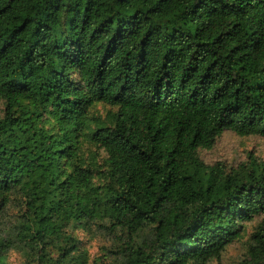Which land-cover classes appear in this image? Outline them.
I'll list each match as a JSON object with an SVG mask.
<instances>
[{
	"label": "trees",
	"instance_id": "1",
	"mask_svg": "<svg viewBox=\"0 0 264 264\" xmlns=\"http://www.w3.org/2000/svg\"><path fill=\"white\" fill-rule=\"evenodd\" d=\"M1 105L0 216L18 201L26 264H87L95 225L127 233L119 264H208L257 215L242 264H264V162L199 153L264 137V0H0Z\"/></svg>",
	"mask_w": 264,
	"mask_h": 264
},
{
	"label": "rangeland",
	"instance_id": "2",
	"mask_svg": "<svg viewBox=\"0 0 264 264\" xmlns=\"http://www.w3.org/2000/svg\"><path fill=\"white\" fill-rule=\"evenodd\" d=\"M1 109L4 105L0 106ZM112 108L103 103H97L91 109L92 127L97 123L109 124V113ZM0 112V117L3 116ZM86 162L96 171V183H102L103 162L106 152L98 148L92 142L84 146ZM201 158L207 164L224 162L229 167H236L240 163L249 162L252 157L264 162V137L260 135L241 136L232 130H225L210 149L200 150ZM22 209L18 201L14 199L0 216V242L2 246L5 264H26L28 256L21 247H18V233L22 220ZM263 215H257L252 221L245 223L241 237L230 244L220 259H213L208 264H242L249 257L251 245L255 243L253 235L258 229ZM151 233V228L140 232L138 241H143ZM81 241V248L86 253L87 264H119L123 261L124 243L128 241L127 233L121 230L113 231L93 226L91 230L83 229L77 232Z\"/></svg>",
	"mask_w": 264,
	"mask_h": 264
}]
</instances>
